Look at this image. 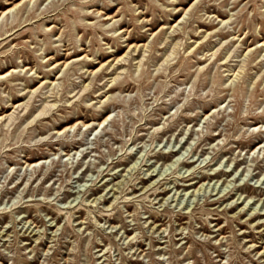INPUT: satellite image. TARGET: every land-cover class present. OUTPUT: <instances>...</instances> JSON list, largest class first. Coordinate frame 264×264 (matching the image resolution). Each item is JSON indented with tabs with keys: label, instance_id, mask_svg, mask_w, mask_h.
<instances>
[{
	"label": "rangeland",
	"instance_id": "rangeland-1",
	"mask_svg": "<svg viewBox=\"0 0 264 264\" xmlns=\"http://www.w3.org/2000/svg\"><path fill=\"white\" fill-rule=\"evenodd\" d=\"M261 251L264 0H0V264Z\"/></svg>",
	"mask_w": 264,
	"mask_h": 264
},
{
	"label": "bare ground",
	"instance_id": "bare-ground-1",
	"mask_svg": "<svg viewBox=\"0 0 264 264\" xmlns=\"http://www.w3.org/2000/svg\"><path fill=\"white\" fill-rule=\"evenodd\" d=\"M1 77H3V76H1ZM107 120V118L103 121V122H105ZM102 122V123H103ZM102 123H99V125H102ZM36 165V164H35ZM154 175V174H153ZM193 183H196V182H192V183H190V184H193ZM203 185L204 184H202V186H200L198 189H196V191H199L200 189H202V187H203ZM98 201V200H97ZM219 231H220V229H219ZM263 253H264V251H261V255H263Z\"/></svg>",
	"mask_w": 264,
	"mask_h": 264
}]
</instances>
